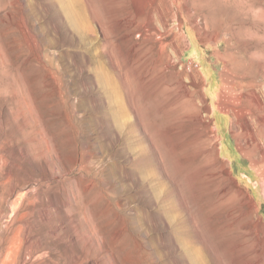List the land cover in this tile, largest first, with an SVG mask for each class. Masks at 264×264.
<instances>
[{
	"label": "rangeland",
	"instance_id": "374dc122",
	"mask_svg": "<svg viewBox=\"0 0 264 264\" xmlns=\"http://www.w3.org/2000/svg\"><path fill=\"white\" fill-rule=\"evenodd\" d=\"M187 3L206 29L171 20L187 37L160 56L158 0H0V264L8 248L4 264H264L196 142L199 96L177 77L200 73L213 159L264 219L262 179L219 108L225 68L264 50V0ZM242 72L264 88V61Z\"/></svg>",
	"mask_w": 264,
	"mask_h": 264
},
{
	"label": "bare ground",
	"instance_id": "6f19581e",
	"mask_svg": "<svg viewBox=\"0 0 264 264\" xmlns=\"http://www.w3.org/2000/svg\"><path fill=\"white\" fill-rule=\"evenodd\" d=\"M158 1L159 5H157V14L154 15L153 13L150 16V22L153 25L152 36L157 37L159 40V43L156 45L158 54L162 56L167 53L169 47H172L174 51L178 53V50L180 49L178 39H186L187 31H183L181 35H177L176 38H173L172 30L169 29L171 20H173V22L190 20L194 27L201 31L206 29L202 26L203 17L199 18V15L196 17L191 13L192 9L188 5L187 0ZM165 4H167L168 7H166ZM250 32L252 33V31ZM168 37H171L169 41H167ZM246 51L251 52L253 55L250 61H240L238 57H235L233 62L234 69H230L227 66L222 74L224 87L220 95L219 108L220 112L233 115V131L238 140L239 150L244 157L251 162V166L261 177L264 196V159L259 160L257 151L253 148L254 143L262 141L258 137L259 133L263 132L264 134V88L260 87L257 81L251 80L249 74L242 72L246 68H253L258 63L261 64L264 61L263 59H260L264 50L260 47H252L246 49ZM234 55L236 56V54ZM170 66L171 65L169 64L167 68ZM197 72L198 71L189 76L188 81L183 74L180 72L177 73L179 87L183 90L185 96L191 97L192 99L190 102L195 104L196 94H198L203 105L202 108H199L197 115H194L195 120L200 121L194 122V132H196L197 135L196 142L201 147V154L208 164L207 167L209 168L210 173L215 181L222 186L226 199L228 198L227 200L235 201V203L238 202L239 210L243 215L250 219L247 228L248 232L259 235V246L261 250L264 251V241L260 238V235L264 234V219L260 215L259 204L251 195L250 189L244 188L238 183L229 167L230 164L228 165L227 163H222L220 161L217 162L213 159V155L217 153L218 156L221 149L216 145L215 152L211 143L215 137L216 130L212 131L210 129V123L207 121L203 113L206 112L207 114H210L213 111L208 105L206 95L202 91V85L199 81L200 73ZM210 144L212 146H210ZM14 193L15 190L12 194L14 195ZM19 201L20 198L16 196L10 204L11 210L18 207ZM2 205H0V210L2 209L0 211L1 215L5 212V206ZM227 207L229 208V206ZM236 222L239 223V221ZM242 227L243 226H241V229ZM10 251L11 248H8L5 254H2L3 264L7 262V259L10 256Z\"/></svg>",
	"mask_w": 264,
	"mask_h": 264
}]
</instances>
